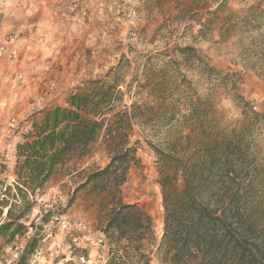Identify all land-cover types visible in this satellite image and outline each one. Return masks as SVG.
<instances>
[{
    "label": "rangeland",
    "instance_id": "obj_1",
    "mask_svg": "<svg viewBox=\"0 0 264 264\" xmlns=\"http://www.w3.org/2000/svg\"><path fill=\"white\" fill-rule=\"evenodd\" d=\"M258 1L224 0L216 10L214 0L194 6L191 0H0V134L4 128L5 141L11 142L25 118L43 105L110 72L109 81L117 79L121 92L115 110L148 107L130 121L128 145L137 162L130 166L121 199L152 217L155 242L144 241L142 252L149 264H159L155 248L163 211L154 149L186 133L183 126L165 122L173 105L169 95L180 99L175 105L182 113L186 98L210 96L226 125L242 120L229 86L199 77L192 63L171 64L178 58L175 49L193 47L223 75L237 74L225 84L234 80L253 111L264 113V15L248 11ZM260 9L264 12V0ZM245 18L256 20L259 28L246 27ZM183 75L188 84L179 82ZM255 139L264 157V125ZM108 162L98 139L84 155L57 167L43 189L32 196L23 191L26 196L13 209L14 215L23 214L18 221L23 232L11 243L0 237V264H19L21 257L28 263L34 252H40L44 264H107L102 230L113 205L91 186H79ZM11 194L15 197L16 191ZM18 244L23 250L16 261L12 252Z\"/></svg>",
    "mask_w": 264,
    "mask_h": 264
},
{
    "label": "trees",
    "instance_id": "obj_2",
    "mask_svg": "<svg viewBox=\"0 0 264 264\" xmlns=\"http://www.w3.org/2000/svg\"><path fill=\"white\" fill-rule=\"evenodd\" d=\"M197 1L191 0V5ZM223 1L214 0L216 10ZM261 5L259 0L249 7L251 16L264 15ZM255 21L245 18L244 25L257 30ZM175 54L178 58L171 64L192 63L199 77L229 86L242 120L226 125L210 96L186 98L182 113L176 107L180 99L169 95L173 105L165 122L183 126L186 133L180 131L154 149L163 211L156 259L159 264H264V157L257 153L255 139L256 130L264 125V113L253 111L234 80L225 84L237 74L223 75L190 46L175 49ZM109 73L69 92L65 106L38 111L40 119L16 145V194L4 185L8 200L1 202L8 207L7 221L0 223V237L6 243L23 232L18 222L23 214H13L21 204L19 197L26 196L23 191L34 195L57 167L84 155L102 139L109 162L88 173L79 187L91 186L107 205H113L102 230L109 247L107 264L150 263L142 247L146 240L155 242L153 219L137 203L121 199L130 166L137 162L136 151L128 145L130 121L148 107L133 104L115 110L114 104L121 101L120 85L117 79L109 81ZM180 79L187 83L185 75Z\"/></svg>",
    "mask_w": 264,
    "mask_h": 264
},
{
    "label": "crops",
    "instance_id": "obj_3",
    "mask_svg": "<svg viewBox=\"0 0 264 264\" xmlns=\"http://www.w3.org/2000/svg\"><path fill=\"white\" fill-rule=\"evenodd\" d=\"M65 98H66V93L62 94L61 101H56L51 104H47L46 106L43 105L41 108H39L38 111L44 109V108H52L56 106H65ZM37 111V112H38ZM35 113L33 116H29V118H25V121L23 124H21V128L19 131H17L14 135H12V140L11 142L5 141L4 138V132L3 129H1V134H0V188L3 187L4 185L7 186L8 188L12 189L14 188L13 185L16 184V175H15V165H16V145L18 143H21L23 141V136L24 134L31 128V124L34 120H39L40 119V113ZM9 136V135H8ZM11 192V191H10ZM7 199L5 195L2 194L1 189H0V216L1 218H5L6 216V211L8 207H4V205L1 203L3 199ZM8 200V199H7ZM0 223H3L2 220L0 219ZM33 253V252H31ZM19 264H27L25 263L23 258L18 261Z\"/></svg>",
    "mask_w": 264,
    "mask_h": 264
},
{
    "label": "built area",
    "instance_id": "obj_4",
    "mask_svg": "<svg viewBox=\"0 0 264 264\" xmlns=\"http://www.w3.org/2000/svg\"><path fill=\"white\" fill-rule=\"evenodd\" d=\"M2 50L3 49H1L0 51H2ZM9 126L11 128H13L15 126L14 125V120H12L9 123ZM0 189H1V192H4L5 191V187L4 186L1 187ZM18 239H19V237L16 236L15 237V240H18ZM22 250H23L22 244H18V246H15V248H14V250L12 252V259L18 261L20 259ZM27 264H44V262L41 260L40 252H34V254L32 255V258L29 260V262Z\"/></svg>",
    "mask_w": 264,
    "mask_h": 264
}]
</instances>
